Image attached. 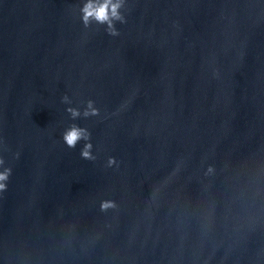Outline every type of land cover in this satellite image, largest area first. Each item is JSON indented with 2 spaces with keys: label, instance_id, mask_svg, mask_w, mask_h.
Wrapping results in <instances>:
<instances>
[{
  "label": "water",
  "instance_id": "water-1",
  "mask_svg": "<svg viewBox=\"0 0 264 264\" xmlns=\"http://www.w3.org/2000/svg\"><path fill=\"white\" fill-rule=\"evenodd\" d=\"M87 2L0 0V264H264V0Z\"/></svg>",
  "mask_w": 264,
  "mask_h": 264
},
{
  "label": "clouds",
  "instance_id": "clouds-1",
  "mask_svg": "<svg viewBox=\"0 0 264 264\" xmlns=\"http://www.w3.org/2000/svg\"><path fill=\"white\" fill-rule=\"evenodd\" d=\"M119 7L120 4L118 0L117 2H112V0H104L103 3H99L98 0H88L82 9L84 12L83 19L86 23L91 18H95L101 22L107 20L111 24V18L118 15L117 10ZM70 111H72L74 115H79L78 109H70ZM86 131V129H82L79 126H73L65 132V140L69 143V145L75 146L77 141L85 135ZM87 147L91 148V144H89ZM83 154L85 156H91L90 151H85ZM0 163H2V160H0ZM9 172L10 170L0 172V190L7 186L4 181L8 178Z\"/></svg>",
  "mask_w": 264,
  "mask_h": 264
}]
</instances>
